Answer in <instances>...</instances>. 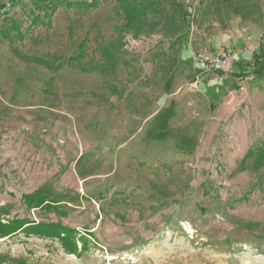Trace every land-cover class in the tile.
<instances>
[{"label":"rangeland","instance_id":"374dc122","mask_svg":"<svg viewBox=\"0 0 264 264\" xmlns=\"http://www.w3.org/2000/svg\"><path fill=\"white\" fill-rule=\"evenodd\" d=\"M13 1L9 17L24 21L27 38L0 34V207L6 219L76 229L89 248L76 256L57 239L20 233L0 240V264H264V166L246 157L264 145V76L247 56L233 64L243 67L236 82L191 59L207 46L192 33L208 34L221 0H176L190 16L174 51L167 18L116 34L125 24L116 0L89 13L60 8L50 26L28 34L22 8L33 9L32 0ZM236 4L241 29L261 31L264 45V0ZM87 35L117 42L114 68L84 72L65 62ZM160 42L165 53L155 57ZM247 43L227 49L247 54ZM95 49L89 54L100 59ZM46 54L61 59L57 71L34 59ZM143 126L157 135L128 155ZM39 189L59 202L31 208L23 196Z\"/></svg>","mask_w":264,"mask_h":264},{"label":"trees","instance_id":"16d2710c","mask_svg":"<svg viewBox=\"0 0 264 264\" xmlns=\"http://www.w3.org/2000/svg\"><path fill=\"white\" fill-rule=\"evenodd\" d=\"M109 0H32L33 9L28 5H23V14L29 10V26L26 29L28 34L38 26H50L52 17L60 8L75 9L78 11L92 12L98 9L102 3ZM241 0H223L225 5H233L234 2ZM16 2L13 1V6ZM240 5L236 4L238 9ZM14 8V7H13ZM116 16L119 20H125L124 25L117 24L115 27V33L118 34L121 31H130L134 26L139 27L144 21H147L149 17L169 19L171 21V27L168 31V50L174 51L176 48H180L182 40L185 37L184 28L187 24V17L190 16L183 5L176 0H116ZM12 11V10H11ZM10 11V12H11ZM10 12L2 14L4 27L0 30V34L3 39L14 43L17 41H23L27 38L23 32L24 21L21 18L9 17ZM1 15V14H0ZM31 18V20H30ZM121 37L122 35H118ZM119 39V38H118ZM116 39V41L118 40ZM96 44L97 53L100 59H96L95 55H90L89 50L91 45ZM115 41H106L104 39L92 38L87 35L79 44L78 53L75 57L69 58L65 61L70 66H77L82 71L88 72L93 69L101 67L114 68L117 64L116 52H114ZM122 44V42H120ZM164 45V42H160V45L155 48L157 53L155 57L165 53V50H161L160 47ZM120 47V46H119ZM121 48V47H120ZM178 53V52H177ZM34 59L40 64L53 68L55 64L60 65L61 59L55 55H34ZM255 73L264 76V45L260 47L259 54L255 55ZM177 57L174 56L173 64L176 63ZM60 62V64L58 63ZM174 66V65H173ZM60 67H54L53 70L57 71ZM223 74V73H222ZM54 82V78H51L48 82L47 88L49 89ZM247 158L255 159L256 167L261 168L264 166V145L261 144L255 148L248 150ZM52 193L46 189H39L32 194L23 196V199L28 203L31 208H39L41 210H50L52 204H56L59 201H55V197ZM7 210L4 207H0V240L12 237L14 235L23 233L26 237L35 236L41 239H57L64 251L68 254L81 256L82 253L88 251L89 245L87 237L82 236L76 229L64 226L61 223H45L36 222L29 219H6ZM87 233V234H86ZM85 234L93 236L88 231ZM81 248H79V244ZM2 261V260H1ZM10 264H28L26 259L10 258Z\"/></svg>","mask_w":264,"mask_h":264},{"label":"crops","instance_id":"0c3cea01","mask_svg":"<svg viewBox=\"0 0 264 264\" xmlns=\"http://www.w3.org/2000/svg\"><path fill=\"white\" fill-rule=\"evenodd\" d=\"M219 10H217V13H220L218 17L215 16L214 19L211 20L212 27L211 30H208V34L206 32H193V39L192 40H206L207 46H211L214 48L217 52H221L227 48H235V47H242L246 45L247 39L249 37L250 39V50L247 51V54H244L243 51H234V55H232V66L230 67L229 72H231V75H223L224 80H232V82H236L234 80L240 79L238 74L241 72L242 66H233V64H237L239 60L244 58V56L251 57L250 59H254L255 55L259 54L260 52V39L263 37L261 34V31L257 32L256 30L251 29L250 35H247L248 31L244 30V28L241 29V24L243 23V18L241 17V14L236 12V14L233 13V10L236 9V5L233 7L232 5H225L223 3V0L220 2ZM216 13V14H217ZM247 35V36H246ZM255 40V41H254ZM190 45V43H188ZM192 59V55H191ZM251 61H245V64H250ZM228 72V73H229ZM208 77V76H206ZM212 78V77H211ZM212 84L217 83V80H212ZM234 84V83H233ZM213 87H216L214 85ZM175 100V99H174ZM166 108V105L164 106ZM157 115L156 110L153 112L151 116L148 117V121L153 120L155 116ZM137 133V132H136ZM133 134V137L129 140L127 144V147H129V151L132 152V154L128 155H134L135 152L133 149H130L132 146L135 145V143L141 142L143 145H149L153 141L154 136L157 135V131L153 130V128L150 130V128H141V130L137 133V135ZM152 138V139H151ZM126 147V148H127Z\"/></svg>","mask_w":264,"mask_h":264},{"label":"built area","instance_id":"2783aa9c","mask_svg":"<svg viewBox=\"0 0 264 264\" xmlns=\"http://www.w3.org/2000/svg\"><path fill=\"white\" fill-rule=\"evenodd\" d=\"M13 7V0L7 1L0 14L10 12ZM192 60L204 71L224 74L228 73L232 66V53L228 49L217 52L211 46H204L193 53Z\"/></svg>","mask_w":264,"mask_h":264}]
</instances>
